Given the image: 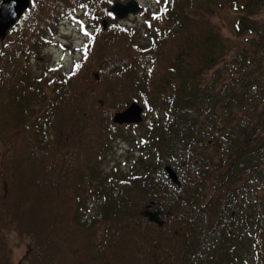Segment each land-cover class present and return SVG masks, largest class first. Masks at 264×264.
Listing matches in <instances>:
<instances>
[{
	"label": "trees",
	"instance_id": "16d2710c",
	"mask_svg": "<svg viewBox=\"0 0 264 264\" xmlns=\"http://www.w3.org/2000/svg\"><path fill=\"white\" fill-rule=\"evenodd\" d=\"M263 4L162 0L147 44L130 46L132 30L102 25L72 71L36 76L48 32L78 11L111 13L105 0H32L0 41V264L22 245L27 264H231L240 249L264 264V77L224 101L214 95L204 119L197 114L207 75L231 52L209 15L231 9L240 38ZM253 44L264 61V34ZM133 101L163 112L149 140L160 161L190 150L180 188L152 177L150 165L139 177L102 170L121 134L113 113ZM89 189L104 196L100 217ZM238 230L240 244L231 238Z\"/></svg>",
	"mask_w": 264,
	"mask_h": 264
},
{
	"label": "rangeland",
	"instance_id": "374dc122",
	"mask_svg": "<svg viewBox=\"0 0 264 264\" xmlns=\"http://www.w3.org/2000/svg\"><path fill=\"white\" fill-rule=\"evenodd\" d=\"M127 1L130 0H105L110 5V9L117 2L126 4ZM137 1L142 3L144 7V10L137 14V17L118 20L109 11L112 16L107 15L105 18L99 19L89 11H78L75 15H71L70 18H65L52 32H48V43L40 55L33 60L32 72L36 76H46L48 74L56 76L72 71L82 60L84 55L83 49L85 43L90 40V36L104 28H101L104 20L108 21L106 30L111 28L113 34L114 30L119 26L132 30L133 38H131L132 43L130 46L135 43L141 46L144 43L147 44V41H149L153 34V29L151 28L158 26L157 22L152 19V13L157 12L156 10L162 4V0ZM237 19L238 15L229 8L218 9L208 17L209 21L221 28V34L224 38H227L231 52L218 68L207 75V84L203 88L202 93V105L197 109V114L199 111V115L202 116L201 119H204L205 113L209 108L207 102L212 100L214 95L216 99L224 101V98L229 93L243 90L242 88L247 81L262 80L264 77V74H260V72L259 77L250 74L260 67L264 70V61L258 62L252 53L255 49L253 38L264 34V4L252 17V21L255 22L252 29L240 38L235 34ZM108 33L104 36H109ZM11 35L9 32L7 39H10ZM246 49H250V51H246ZM146 64L147 62L143 66H146ZM243 77L245 82L241 80ZM160 118H163L162 111H155L150 115L144 112V122L142 124L119 126L121 129L120 137L112 144L110 153L101 165L102 170L107 174L139 177L140 175H148L150 173L147 169V165H150L152 177L158 181L167 180L169 184L176 188L177 186L168 179L167 175L166 177L163 176L162 170L165 172L166 166L173 167L179 175L180 180L187 174L190 175V170L186 168L188 165L187 160L190 158V150L187 148L177 153H167L170 156L171 163L175 166L173 164H165V161L169 160L167 157H164L161 161L159 160V155L156 149L152 150L149 140L153 137L150 134L152 133L151 127L153 121H160ZM99 193L89 189L87 194H85L89 207L93 211V214L98 217L101 216L105 206L104 196ZM231 238H234V242L240 244L243 242L242 231L233 232ZM27 241L29 242L28 239ZM27 252V245L15 248L12 264H27L28 260L25 259ZM251 254L249 250L243 251V249H240L235 253L238 258L231 262V264H254Z\"/></svg>",
	"mask_w": 264,
	"mask_h": 264
},
{
	"label": "water",
	"instance_id": "95a60500",
	"mask_svg": "<svg viewBox=\"0 0 264 264\" xmlns=\"http://www.w3.org/2000/svg\"><path fill=\"white\" fill-rule=\"evenodd\" d=\"M32 0H2L0 5V40L6 41L9 31L13 29L17 22L30 10ZM142 11V6L137 0H131L127 4L117 2L110 9V12L116 16L118 20H124L131 15H137ZM103 27L106 30L108 21H103ZM144 122V108L137 102L131 103L126 109L115 112L113 115V123L117 126L140 125ZM168 179L181 187L179 175L171 166L165 167ZM145 215L151 222L163 226V222L159 218L158 212L147 211Z\"/></svg>",
	"mask_w": 264,
	"mask_h": 264
},
{
	"label": "flooded vegetation",
	"instance_id": "af4514ba",
	"mask_svg": "<svg viewBox=\"0 0 264 264\" xmlns=\"http://www.w3.org/2000/svg\"><path fill=\"white\" fill-rule=\"evenodd\" d=\"M130 1H131V0H130ZM128 2H129V1H127L126 4H127ZM139 4L142 6V3H139ZM143 10H144V7L142 6V11H143ZM145 10H146V8H145ZM142 11H141V12H142ZM129 17H130V18H131V17H137V15H131V16H129ZM129 17H128V18H129Z\"/></svg>",
	"mask_w": 264,
	"mask_h": 264
}]
</instances>
